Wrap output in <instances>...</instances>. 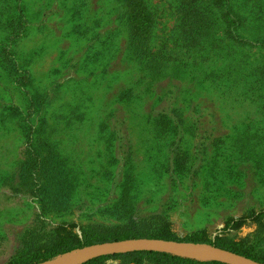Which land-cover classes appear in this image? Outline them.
I'll list each match as a JSON object with an SVG mask.
<instances>
[{"label":"rangeland","instance_id":"obj_1","mask_svg":"<svg viewBox=\"0 0 264 264\" xmlns=\"http://www.w3.org/2000/svg\"><path fill=\"white\" fill-rule=\"evenodd\" d=\"M46 203L264 264V0H0V264Z\"/></svg>","mask_w":264,"mask_h":264},{"label":"trees","instance_id":"obj_2","mask_svg":"<svg viewBox=\"0 0 264 264\" xmlns=\"http://www.w3.org/2000/svg\"><path fill=\"white\" fill-rule=\"evenodd\" d=\"M142 12L140 11L139 15ZM138 16V15H136ZM135 28L137 35L140 33L141 23L135 19ZM30 166L24 164L22 171L20 172V179L25 180L26 176L30 172ZM54 212V206L52 207L47 203L42 206V213L38 214L36 221L30 226L26 234L24 235V248L21 252L15 256L9 264H41L55 258L57 255L70 252L75 249H82L95 244H102L108 242H118L130 239H162L168 241H177L174 237L169 235H163L159 231H149L141 229L139 224L136 222L130 223L125 228L117 229L114 231H105L100 234L97 233H86L84 232V238L79 239L76 236L71 235L69 232L65 234L61 233L60 230L51 229L46 222L47 215ZM262 219L264 224V213L258 217V220ZM97 234V235H96ZM72 239H76L72 241ZM179 242V241H177ZM221 249H225L247 258L253 259L257 262H263L258 257H253L241 252L237 249L225 248L219 246ZM112 258H123L129 260L131 263L142 264L145 261L158 259L166 263L172 264H222L218 262H202L195 261L181 257H175L168 254L151 253V252H136L125 255H115L102 257L95 259L85 264H98L104 260Z\"/></svg>","mask_w":264,"mask_h":264},{"label":"water","instance_id":"obj_3","mask_svg":"<svg viewBox=\"0 0 264 264\" xmlns=\"http://www.w3.org/2000/svg\"><path fill=\"white\" fill-rule=\"evenodd\" d=\"M136 252L161 253L191 260L218 262L222 264H263L217 247L162 239H130L95 244L63 254L41 264H84L102 257Z\"/></svg>","mask_w":264,"mask_h":264}]
</instances>
